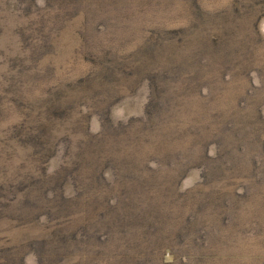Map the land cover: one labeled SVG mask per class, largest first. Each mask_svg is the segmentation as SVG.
Returning <instances> with one entry per match:
<instances>
[{
  "label": "rangeland",
  "instance_id": "1",
  "mask_svg": "<svg viewBox=\"0 0 264 264\" xmlns=\"http://www.w3.org/2000/svg\"><path fill=\"white\" fill-rule=\"evenodd\" d=\"M101 187L122 200L103 224ZM59 195L63 233L95 249L61 239L37 262L53 240L21 243ZM5 247L18 264H264V0H0Z\"/></svg>",
  "mask_w": 264,
  "mask_h": 264
},
{
  "label": "trees",
  "instance_id": "2",
  "mask_svg": "<svg viewBox=\"0 0 264 264\" xmlns=\"http://www.w3.org/2000/svg\"><path fill=\"white\" fill-rule=\"evenodd\" d=\"M104 121H106V122L101 123L102 124V127H101L102 133L101 134L107 135L108 131L105 130L104 127L107 129L106 125L111 123L112 120L107 119ZM41 123L39 122V124L36 125V127H35L36 133H39L42 131L41 130L42 129ZM139 124L143 128V130H147L150 128L147 124H145L141 121L139 122ZM86 135H87L86 136L87 140L94 142V144H98L100 141H102V138L105 137V135L104 136H92V135H89V133H87ZM35 136L38 137L39 135H35ZM63 171H64V167H59L56 170V175L59 176L60 174H62ZM134 175H136V174H134ZM128 182H129V184L134 185V188H135L136 183H135L132 176L129 177ZM35 187H39V185H36ZM134 188L131 190V192H133ZM135 190H136V188H135ZM98 191L100 193V198L98 201V206L95 209V212H97L99 216H98V218H96L94 220V222L98 223V221H99V223L103 224V221L108 222V221H111L114 219L115 211H116L115 207L117 204L121 203L122 200H121V195H120V189H118L117 193H115V195H113L114 196L113 198H110V196H108V194H107L108 187H101ZM82 198L84 199V197H82ZM23 200H24V204H26L25 195H24ZM66 201H68V203H69L70 199H68L65 196L59 195V197L56 198V202L53 205H48L49 207H45L46 211L44 212V216L47 217L46 221H48V222H47V225L43 224L42 229L40 230V235L43 238H41L40 240H34L32 242H28L27 244L21 243L22 247H26V248L29 247V248H32L33 250H35V247L38 245V243H40L42 245V243L46 240L45 238H49V239L53 240V244L50 246H47L44 252H38V251L34 252L37 262H39V258L43 257L45 254H48V253H53V254H56L57 256L65 255L64 253H62L61 249L54 242V241H59L61 239H72V240L78 239V240H80V242L76 244V247H80L83 252H88V250H94L95 249V247H94L95 243L92 241V239H90V237L88 236L89 234H83L82 233L80 235H76L74 233H67V234L63 233V229L65 228V227H63L65 224V222H63V220H66V218L68 216L66 210H64V208L67 206V204H65ZM39 208L40 207H34V208L31 207L29 209L22 211L21 213H25L29 210H38ZM152 216H153V218H152V221L150 223H154L158 219V217L154 213L152 214ZM190 219H191L190 217L185 219L186 221L181 226H185L188 223H192L193 226L197 229V231L196 232L195 231L190 232L189 229H185V232L186 231L188 232L189 237H193V236L198 237L199 234L202 235L201 234L202 228L200 226H195L194 222H193L194 220H190ZM123 220H128V219L125 217H121V218L115 220L114 222H109V223L114 224L116 222L123 221ZM130 220L133 223L137 222L133 216H131ZM32 225H33V222H31V221L27 222V226L32 227ZM181 230H183V229H179L178 232H180ZM109 236L111 238V242H116V241H119L122 239V235L118 231L112 232ZM150 237L152 239V242H154L153 239H155V237L154 236H150ZM106 241H107V239H106ZM157 242H158V240L155 243H153L148 249L149 252H151V251L158 252V254L152 258H160V256H162L164 253V251L159 252L162 250V246L157 247ZM102 246H104V242L102 243ZM188 246H189V244H188ZM153 247H157V248L155 249ZM54 249H56V251H54ZM12 250L13 249L10 247L3 248L2 253L5 255L0 256V264H9V263L18 264V262L15 259L12 260V257H11L12 256V254H11ZM93 255L99 256L101 254H93ZM189 255L192 256L191 254H189ZM195 255L197 256L199 254H195ZM200 256H202V255H200ZM131 258L132 257L128 255L125 259H124V257H122V260H123V262L130 264ZM61 262H62V260H61ZM156 264H159V263H156Z\"/></svg>",
  "mask_w": 264,
  "mask_h": 264
}]
</instances>
